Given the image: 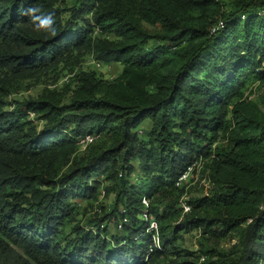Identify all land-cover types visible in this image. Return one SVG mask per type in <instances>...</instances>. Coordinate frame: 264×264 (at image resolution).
Here are the masks:
<instances>
[{"label": "trees", "instance_id": "trees-1", "mask_svg": "<svg viewBox=\"0 0 264 264\" xmlns=\"http://www.w3.org/2000/svg\"><path fill=\"white\" fill-rule=\"evenodd\" d=\"M86 56L121 72H77ZM66 68L61 88L17 98ZM186 173L208 184L189 213ZM78 202L103 214L84 225ZM189 230L197 253L178 244ZM201 259L264 264V0H0V264Z\"/></svg>", "mask_w": 264, "mask_h": 264}, {"label": "rangeland", "instance_id": "rangeland-1", "mask_svg": "<svg viewBox=\"0 0 264 264\" xmlns=\"http://www.w3.org/2000/svg\"><path fill=\"white\" fill-rule=\"evenodd\" d=\"M152 45V44H150ZM98 63L93 60V57L86 56L81 60V63L76 66V71H87V72H95L97 75L103 77L104 79L110 80L115 78L120 72H121V66L117 64H113L111 66H104L100 65V68L98 69L96 67ZM64 68V66H61L60 68ZM70 68V66H69ZM63 70V71H62ZM69 76L68 68L58 70L57 72H49V74L46 77H41L37 80L38 84L36 86H33L29 91L23 92L17 96V98L23 99L26 97H36L42 89L45 87V85H50V87L55 86L57 88H61L64 84V82L67 80V77ZM57 80V81H56ZM56 81V82H55ZM260 87L258 83H253L248 86V88L245 90L244 98L246 99H254L258 96ZM148 127V123H145L140 129L144 130ZM82 151V150H81ZM136 171V170H135ZM138 175H135L136 179ZM140 178V176H138ZM144 189L148 188V182H144ZM185 185V195L183 196L182 200L183 202L188 201L191 198L201 196L206 193L208 190V184L207 181L200 180L198 175H193L192 173L189 174L187 179L183 183ZM114 201V196H110L107 199L104 197L101 198L100 202L102 207H112V203ZM79 207L81 208V214L77 218L78 221H80L82 224L85 225V223H89V221H92L94 219V216L96 217L98 214L101 216L103 213H101L98 206H92L91 208L86 205L84 202H78ZM85 209V212H84ZM103 212V211H102ZM189 213V212H188ZM98 216V217H99ZM94 229L93 227L91 228ZM96 230V229H94ZM93 230V231H94ZM107 230L110 232V235H117L118 237H121L120 230H116V225L111 221L108 224ZM237 243V239H233L232 241L223 240L220 242L218 250L220 252H228L233 245ZM178 244L182 249H186L190 252L197 253L199 251V248L203 245H206L205 241L202 240L201 234L198 230H189L188 232L182 233L180 239L178 240ZM116 247V245H114ZM204 259V258H203ZM203 259L199 261V264H206ZM216 259L214 258L212 262H214Z\"/></svg>", "mask_w": 264, "mask_h": 264}, {"label": "clouds", "instance_id": "clouds-1", "mask_svg": "<svg viewBox=\"0 0 264 264\" xmlns=\"http://www.w3.org/2000/svg\"><path fill=\"white\" fill-rule=\"evenodd\" d=\"M23 14L31 18L32 23L35 25L36 31H43L52 37H55V35L57 34L56 28L54 27V19L50 14L45 15L41 7H29L24 11Z\"/></svg>", "mask_w": 264, "mask_h": 264}, {"label": "built area", "instance_id": "built-area-1", "mask_svg": "<svg viewBox=\"0 0 264 264\" xmlns=\"http://www.w3.org/2000/svg\"><path fill=\"white\" fill-rule=\"evenodd\" d=\"M223 26L222 24L220 23L219 26L215 29H212V33L222 29ZM96 67L99 69L100 68V65H96ZM95 137L93 136H86L84 139H81L80 142H79V145H80V148L81 150H84L89 144H91L93 141H94ZM189 176L188 173H186L185 175H183L181 178H180V181L179 182H184L187 177ZM145 203V202H144ZM181 208L183 209V213H188L190 211V207L187 206L184 202H181ZM121 224L117 226L118 230H121ZM151 229H154L156 230V226L154 223L151 224ZM155 243L156 245H158V239L157 237L155 238Z\"/></svg>", "mask_w": 264, "mask_h": 264}]
</instances>
